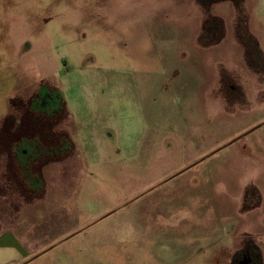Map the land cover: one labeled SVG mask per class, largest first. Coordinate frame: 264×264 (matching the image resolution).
I'll return each mask as SVG.
<instances>
[{
  "label": "rangeland",
  "instance_id": "1",
  "mask_svg": "<svg viewBox=\"0 0 264 264\" xmlns=\"http://www.w3.org/2000/svg\"><path fill=\"white\" fill-rule=\"evenodd\" d=\"M241 3L0 0V264H264V0Z\"/></svg>",
  "mask_w": 264,
  "mask_h": 264
},
{
  "label": "flooded vegetation",
  "instance_id": "2",
  "mask_svg": "<svg viewBox=\"0 0 264 264\" xmlns=\"http://www.w3.org/2000/svg\"><path fill=\"white\" fill-rule=\"evenodd\" d=\"M35 102L38 103V100H34V99L31 100V104H30L31 107H30V108L32 109L33 114L37 115V114H38V109H37V104H36ZM39 114H40V115H37L36 118L39 117V116H41L42 114L48 116V113L45 112V111H43V109L39 110ZM21 140L25 141V144H30L29 146L31 147V149H34L33 151L41 153V152H40L41 149L39 148L40 145L36 142L37 140L33 141L32 138H23V139H21ZM21 142H22V141H21ZM19 144H20V142H19V143H16L15 145H19ZM41 148H42V147H41ZM50 149H52V147H50ZM36 155H37V154H36ZM11 157H12V159H13V158H14V154L11 155ZM21 163H22V162H21ZM21 163H20V165H21ZM18 170H20V169H18ZM18 170H15V169H14V170H12V171L16 173V176L21 177V178H20L21 180L24 179L26 176L23 175V174H21V173H19ZM15 173H14V175H15ZM37 176H40V175L37 174ZM21 180H20V181H21ZM23 181H24V180H23ZM30 191H31V190H30ZM243 257H246L247 259H250L249 264H254V263H253V262H254V258L251 256L250 253H248V252L245 253ZM239 261H241V260H239ZM239 261H238V262H239ZM238 262H237V263H238ZM237 263H236V264H237Z\"/></svg>",
  "mask_w": 264,
  "mask_h": 264
},
{
  "label": "trees",
  "instance_id": "3",
  "mask_svg": "<svg viewBox=\"0 0 264 264\" xmlns=\"http://www.w3.org/2000/svg\"><path fill=\"white\" fill-rule=\"evenodd\" d=\"M217 1H222V0H200V2L202 3V5L204 6V7H206V8H208L212 3H214V2H217ZM231 1H233L234 3H236L238 6H241V2L243 1V0H231ZM59 103H61V102H59ZM59 107H61V109H63L64 108V106L63 105H61V106H59ZM60 109V110H61ZM58 114H60V112L58 113ZM63 115V114H62Z\"/></svg>",
  "mask_w": 264,
  "mask_h": 264
},
{
  "label": "crops",
  "instance_id": "4",
  "mask_svg": "<svg viewBox=\"0 0 264 264\" xmlns=\"http://www.w3.org/2000/svg\"><path fill=\"white\" fill-rule=\"evenodd\" d=\"M2 30H3V28L1 27V28H0V37H1L2 33H3ZM3 78H4V76H3ZM4 107H5V106H4ZM6 107H7V106H6ZM8 107H9V106H8ZM8 107H7V109H8ZM7 109H6V110H7ZM2 110H3V112H5V111H4L5 109H2ZM4 116H5V113L2 114L1 117L4 118Z\"/></svg>",
  "mask_w": 264,
  "mask_h": 264
},
{
  "label": "water",
  "instance_id": "5",
  "mask_svg": "<svg viewBox=\"0 0 264 264\" xmlns=\"http://www.w3.org/2000/svg\"><path fill=\"white\" fill-rule=\"evenodd\" d=\"M249 262H250V259L245 258V259L241 262V264H249Z\"/></svg>",
  "mask_w": 264,
  "mask_h": 264
}]
</instances>
